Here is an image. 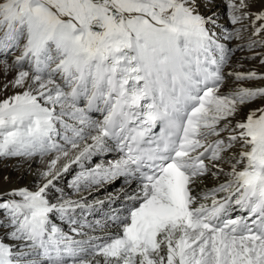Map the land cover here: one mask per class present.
I'll use <instances>...</instances> for the list:
<instances>
[{
	"label": "snow or ice",
	"instance_id": "snow-or-ice-1",
	"mask_svg": "<svg viewBox=\"0 0 264 264\" xmlns=\"http://www.w3.org/2000/svg\"><path fill=\"white\" fill-rule=\"evenodd\" d=\"M225 3L239 27L216 0H0V162L48 158L0 191V264H264V74L229 43L264 33V0Z\"/></svg>",
	"mask_w": 264,
	"mask_h": 264
},
{
	"label": "bare ground",
	"instance_id": "bare-ground-1",
	"mask_svg": "<svg viewBox=\"0 0 264 264\" xmlns=\"http://www.w3.org/2000/svg\"><path fill=\"white\" fill-rule=\"evenodd\" d=\"M216 3L219 5V7L216 9L219 14V27L223 29H231L233 27H239V25L233 26L230 24L229 20L227 19V8L225 0H216ZM246 29L241 30V39L236 41L229 42L232 47H236V45H242L243 50H237L233 56V64L230 70L232 71H239V72H250L255 71L258 74H264V64L260 63V59L262 56H264V47H254L252 49H249L247 47L249 40H258V39H264V33H262L259 37L252 35V28L250 25H248V22H245ZM246 32L244 36H242V32ZM259 54V55H258ZM237 56V58H236ZM255 56V59H251L250 57ZM242 65V66H238ZM11 79V77H9ZM4 77L0 75V84H3ZM244 86L249 87H257L261 86L264 87V81H247L244 82ZM14 90H8V91H0V100L6 98L7 96H10L13 94ZM258 107V104H250L248 105L243 112H241L236 119H243L245 116V113L249 109ZM93 119H101L102 120V114L100 113H90ZM90 142V141H89ZM119 157V153L115 150L106 151L104 153L95 154L89 158L83 159L80 163L72 164L69 168V171L67 173H64L62 175V178L58 180L56 183L59 187L64 188L65 193L68 195H74L71 191V189L68 188V184L71 182V180L74 178V176L79 173L81 170H87L94 168L97 164H103L107 165L109 161H113ZM47 157H45L43 160L40 158H35L32 161H29L28 163H25L23 167L21 168H15V160H6L0 162V191L7 190L9 188H16V187H33V181L35 178V174L41 170H43L44 165L47 161ZM65 161L62 160L60 163H64ZM29 164L31 165V173L27 172V169L29 167ZM81 164L83 165V169L81 167ZM5 177H7V181H5ZM120 179L111 181V182H105L101 187H99L97 190L93 191L91 195L88 196L89 200L92 199H101L104 200L107 196L110 195H117L121 192L123 187V181L120 180L118 184H114V186H108V183L112 184L113 182H116ZM109 184V185H110ZM214 186L213 182L206 181L205 185L202 187L211 188ZM201 189H197V193H200ZM87 195V193H85ZM106 210V208H105ZM96 219H99L100 216H96ZM100 234V233H95ZM8 242V241H5Z\"/></svg>",
	"mask_w": 264,
	"mask_h": 264
},
{
	"label": "rangeland",
	"instance_id": "rangeland-1",
	"mask_svg": "<svg viewBox=\"0 0 264 264\" xmlns=\"http://www.w3.org/2000/svg\"><path fill=\"white\" fill-rule=\"evenodd\" d=\"M243 30V29H242ZM244 34H246V32H242V36H244ZM236 58H237V56H236ZM121 180V179H120ZM120 180H118V181H116V182H113L112 184H110V183H108V186H114V184L116 185V184H118L119 182H121ZM110 184V185H109Z\"/></svg>",
	"mask_w": 264,
	"mask_h": 264
}]
</instances>
